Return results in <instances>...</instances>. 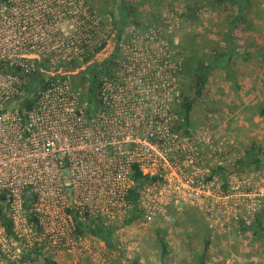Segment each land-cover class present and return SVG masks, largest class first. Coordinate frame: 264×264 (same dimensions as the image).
I'll return each instance as SVG.
<instances>
[{
    "label": "built area",
    "instance_id": "obj_1",
    "mask_svg": "<svg viewBox=\"0 0 264 264\" xmlns=\"http://www.w3.org/2000/svg\"><path fill=\"white\" fill-rule=\"evenodd\" d=\"M168 18L142 26L129 17L117 30L91 0H0V195L13 223L10 233L0 219V264L17 262L32 241L88 248L76 212L81 222L87 213L123 214L134 165L160 177L140 189L142 209L171 219L176 188L194 184L185 170L203 163L194 132L173 131L183 64L167 41ZM113 38L115 64L102 66L96 104L92 84L85 90L73 76L90 70L97 61L89 52Z\"/></svg>",
    "mask_w": 264,
    "mask_h": 264
},
{
    "label": "rangeland",
    "instance_id": "obj_2",
    "mask_svg": "<svg viewBox=\"0 0 264 264\" xmlns=\"http://www.w3.org/2000/svg\"><path fill=\"white\" fill-rule=\"evenodd\" d=\"M117 1L120 0H91L108 25L114 21L111 12ZM121 2H128V7L136 6L134 16L142 26H153L169 16L171 23L163 25L172 30L166 40L180 53L182 64L188 55L182 38L200 33L206 51L214 44L212 40L219 38L218 27L226 30L230 24L229 20L221 22L220 11L209 5V0ZM249 4L252 9L244 14L248 21L235 30L243 50L235 59L237 66L232 76L236 80L218 69L194 108L193 132L200 139L201 153L197 164L203 166L185 170L184 174L194 184L182 181L176 188L178 196L168 207L171 219L152 217L143 209L132 218L131 206L114 219L84 217L83 235L88 248L68 251L45 247L38 259L32 260L31 254L24 263V255L31 249L21 247L22 259L18 264H198L206 248L205 264H264V164L255 170L254 166L243 168L237 163L248 150L261 147L264 152V115L260 114L264 108V0H251ZM194 10L196 15L189 17L188 13ZM251 19L254 25L250 24ZM253 34L259 39L258 44L251 39ZM114 43L115 38L107 42L94 60L97 63L108 60ZM186 67L181 74L185 89ZM75 80L82 84L78 78ZM82 87L87 89L85 84ZM178 103L175 102V109ZM202 130L209 131L210 143L204 140ZM219 164L229 166L233 173L228 179L229 172L224 178L219 176L207 182L210 166ZM227 184L228 189L224 190ZM99 223L105 229L102 235L89 230L98 229ZM33 245L32 241V250ZM45 257H50L52 263ZM12 262L8 260L5 264Z\"/></svg>",
    "mask_w": 264,
    "mask_h": 264
},
{
    "label": "trees",
    "instance_id": "obj_3",
    "mask_svg": "<svg viewBox=\"0 0 264 264\" xmlns=\"http://www.w3.org/2000/svg\"><path fill=\"white\" fill-rule=\"evenodd\" d=\"M209 3L208 4L210 6L212 5V7H215L214 9L220 11L221 14L219 18L221 22L229 20L230 24L226 30H224L223 27H218L217 34L219 35V38L212 40L214 44L210 45L211 48H209V50L207 49L206 51L204 50L205 48L202 46L201 39L199 38L200 33H196L194 35H189L182 38L184 52L188 54L186 55V57L184 56L186 60L183 62V65L187 66V84L186 89L184 88V84H181L182 92L179 99L180 101L178 103V108H174L173 110V131L177 133L182 132V135H191V133L194 131L193 127L195 124L192 114L196 104L204 96L205 90L209 82L211 81L213 74L218 69H222L226 72L228 77H231L233 75V72L235 70L234 67L237 66L235 59L238 58L239 55H241L239 51H243L237 41V34H235V30L239 28L242 24H244L245 21H248L249 18H247V16H245L244 14L248 11L247 9H252L249 4L251 3V0H209ZM127 5L128 2L126 4L125 2H121V0L117 1V4L114 8V12H111L114 18L112 24L117 30H121L127 18H135L134 14L137 13L136 6L128 7ZM123 9H126L128 11L126 12ZM189 10H192V6L189 8ZM196 11L194 10L193 12L188 13V16H192L193 18V16L196 15ZM136 21L139 23L137 19ZM253 23L254 21L251 19L250 24L252 25ZM252 39L255 44L259 43L258 38L253 37ZM106 45L107 42H105L101 46H95L92 51L89 52L87 59L90 60L95 57V55L101 50H103ZM113 60L114 56L112 55L111 58H108V60L104 62H98L92 65L90 70L73 76V80L76 84V78H78L79 82L82 83L81 85H86L87 82L92 84V86L89 88V99L90 101L95 102L96 104L99 102V99L97 98L95 90L98 87L99 74L104 72L102 66L108 64L110 66H113L115 64ZM185 62L187 63V65L185 64ZM231 80H236V77L232 76ZM36 81H38V79H36ZM43 82L45 83V85L47 84L44 79ZM36 89L37 88L32 85L33 93L36 92ZM35 95L37 96V94ZM35 95L33 94V97L31 99L25 101V107L30 108L33 105L36 99ZM260 112V114L264 115V108H262ZM244 157V159H241L237 162L240 163L243 168L245 166H254L255 170H260L263 167L264 152L261 147L248 150V152L245 153ZM210 171L211 174L208 178L209 180H213L214 178L219 176L223 177L227 172H229L227 176L228 179V177L233 173L231 172V168H229V166L220 164L213 167L210 166ZM159 178L160 177L157 175H150L144 173L138 165L133 166V184L129 188V191L127 193L128 203L132 207L134 212L132 218H136L139 213H141L140 211H142V207L140 205V189L146 185H152L153 183H156ZM228 186L229 184L224 186L223 189L227 190ZM8 210L9 206L7 198L5 194H2L0 195V219L2 220L3 224L7 227L8 231L10 233H13V223L8 216ZM137 212L139 213L136 214ZM76 214L77 216H79V211H77ZM77 216L75 218L78 225V231L79 233L83 234L86 228L83 226V223L79 221ZM87 217L91 218L88 213ZM97 219L99 220L100 217H98ZM97 226L98 229L89 230L98 235H102V231L105 230L102 227L103 225L101 226V223H99ZM245 226L247 227L248 225L245 224ZM33 246V250L32 246H30L28 250L31 249V251L27 252L24 255L23 262L27 261L26 259L31 257V254L32 260H35L36 258L38 259L39 256L43 255L42 249L45 248V245L43 243L40 244L39 242H37ZM165 248H167V246ZM206 251L207 248L203 252L202 256L199 258L198 264H205ZM21 259L19 261H21ZM45 259L48 263H52L50 257H45ZM12 263L18 264V262Z\"/></svg>",
    "mask_w": 264,
    "mask_h": 264
},
{
    "label": "crops",
    "instance_id": "obj_4",
    "mask_svg": "<svg viewBox=\"0 0 264 264\" xmlns=\"http://www.w3.org/2000/svg\"><path fill=\"white\" fill-rule=\"evenodd\" d=\"M251 37V39L253 38V37H256L254 34L253 35H251L250 36ZM257 37H259V36H257ZM258 41H259V39H258ZM242 43V42H241ZM254 47L252 46V49H253ZM247 51H250V48L247 50Z\"/></svg>",
    "mask_w": 264,
    "mask_h": 264
}]
</instances>
